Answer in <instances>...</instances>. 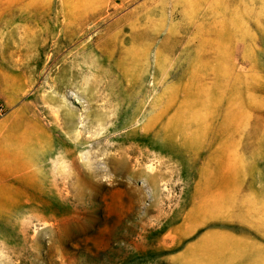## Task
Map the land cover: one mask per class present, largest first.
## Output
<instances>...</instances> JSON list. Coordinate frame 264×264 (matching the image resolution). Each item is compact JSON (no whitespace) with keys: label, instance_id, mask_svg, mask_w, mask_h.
<instances>
[{"label":"rangeland","instance_id":"obj_1","mask_svg":"<svg viewBox=\"0 0 264 264\" xmlns=\"http://www.w3.org/2000/svg\"><path fill=\"white\" fill-rule=\"evenodd\" d=\"M0 264H264V0H0Z\"/></svg>","mask_w":264,"mask_h":264}]
</instances>
